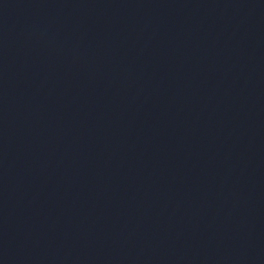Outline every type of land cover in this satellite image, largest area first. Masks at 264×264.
I'll return each instance as SVG.
<instances>
[{"label":"water","instance_id":"1","mask_svg":"<svg viewBox=\"0 0 264 264\" xmlns=\"http://www.w3.org/2000/svg\"><path fill=\"white\" fill-rule=\"evenodd\" d=\"M0 264H264V0L0 18Z\"/></svg>","mask_w":264,"mask_h":264}]
</instances>
